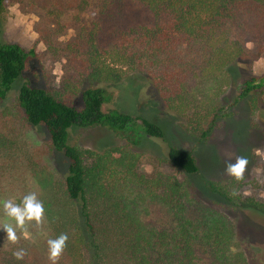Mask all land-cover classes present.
Segmentation results:
<instances>
[{"label": "trees", "instance_id": "1", "mask_svg": "<svg viewBox=\"0 0 264 264\" xmlns=\"http://www.w3.org/2000/svg\"><path fill=\"white\" fill-rule=\"evenodd\" d=\"M3 1L0 0V9ZM17 2L42 10L44 22L56 21L58 13L66 11L100 17L122 2L141 10L143 16L131 27L113 30L112 40H104L102 45L85 50L90 56L100 53L109 56L112 66L108 69V66L88 61L90 70L86 77L90 86L81 93L82 108L77 109L45 89L32 88L27 82L19 86L16 102L26 122L33 127H44L52 148L68 160L63 194L75 206L77 219L67 220V215H63L65 211L56 222L53 213V225H57L59 231H36L42 241L57 250L56 260L34 251L18 231H2L0 264H155L147 255L148 243L138 220L118 192L123 185L141 187L150 197L169 207L177 206L180 211L187 193L173 178L137 174L138 156L131 149L146 138L164 140L163 131L141 116L118 109L104 111V104L109 103L112 96L94 82L121 83L118 86H122V93L135 100L140 88L135 85L136 80L147 79L166 108L189 122L184 130L198 143L207 142L220 120L231 117L233 109L242 101L246 100L253 111L261 110L258 117L264 120V74L243 80L233 100L227 105L222 102L226 87L234 82L232 70L248 59L244 40L264 34V0ZM55 28L56 25L52 32ZM43 32L45 44L51 45L45 38V29L40 30V34ZM34 57L33 49L26 51L17 43L3 42L0 31V101L7 98L14 83L21 79L28 61ZM104 60L101 61L104 63ZM94 128L105 129L126 144L110 147L102 155L69 144L70 130ZM167 161L186 175L198 172L193 155L177 147L168 146ZM204 187L225 204L250 212L253 218L264 219V203L243 199L233 181L205 180ZM67 226L76 231H68ZM180 230L172 238L175 253L167 251L164 256L166 259L180 256L179 264H189L198 234L187 231L183 224ZM230 232L223 218L213 214L207 218L204 231H200L199 238L214 256L215 264L239 262L230 252ZM76 246L83 249V256L79 249L75 250Z\"/></svg>", "mask_w": 264, "mask_h": 264}, {"label": "rangeland", "instance_id": "2", "mask_svg": "<svg viewBox=\"0 0 264 264\" xmlns=\"http://www.w3.org/2000/svg\"><path fill=\"white\" fill-rule=\"evenodd\" d=\"M17 1H3L1 37L3 42L17 43L26 51L33 49L35 57L28 61L21 79L14 83L7 98L0 101V233L18 231L34 251L56 260L57 250L42 241L36 231L58 228L53 225V213L56 222L65 211L63 215H67V220L77 217L75 206L63 194L68 160L52 148L44 127H33L26 122L16 102L19 86L27 82L32 88L45 89L77 109L82 108L81 93L90 86L86 77L90 70L88 61L108 66V69L112 66L109 56L101 53L90 56L85 50L100 46L104 40H112L113 30L139 23L143 12L122 2L100 17L66 11L58 13L56 21L44 22L42 10L24 7ZM75 17L79 19L74 20ZM54 25L56 28L52 32ZM44 29L45 38L51 45H46L42 39L44 32L40 34V30ZM243 46L248 59L236 64L232 70L234 82L226 87L222 96L224 105L233 100L243 80L264 74V34L246 38ZM104 58L105 64L101 61ZM94 84L106 88L112 96V100L104 104V111L118 109L141 116L163 131L164 140L146 138L131 149L138 156L137 174L146 177L162 174L173 178L187 193L180 211L177 206L169 207L150 197L141 187L123 185L119 190L118 195L140 224L151 261L179 264L180 256L166 259L164 254L167 251L175 253L172 238L177 231H182L183 224L187 231L198 234L188 263L215 264L214 256L199 238L207 218L213 214L221 216L231 231L230 252L239 259L238 264H264V219L253 218L250 212L225 204L204 187L205 180L233 181L243 199L252 198L264 203V120L258 117L261 110L253 111L246 100L240 102L231 117L220 120L207 142L198 143L184 130L189 122L166 108L147 79L136 80L135 85L140 88L135 100L122 93V86H118L121 83ZM69 144L102 155L110 147L124 146L126 141L101 128L72 129ZM169 145L190 152L196 160L198 172L186 175L168 164ZM67 230L76 231L69 226ZM77 249L83 256V249L76 246Z\"/></svg>", "mask_w": 264, "mask_h": 264}]
</instances>
